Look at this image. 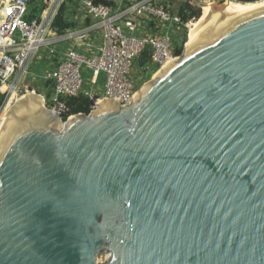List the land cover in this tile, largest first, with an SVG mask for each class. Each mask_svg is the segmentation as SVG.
Listing matches in <instances>:
<instances>
[{
  "label": "water",
  "instance_id": "95a60500",
  "mask_svg": "<svg viewBox=\"0 0 264 264\" xmlns=\"http://www.w3.org/2000/svg\"><path fill=\"white\" fill-rule=\"evenodd\" d=\"M214 28L125 107L14 118L0 264H264V9Z\"/></svg>",
  "mask_w": 264,
  "mask_h": 264
},
{
  "label": "built area",
  "instance_id": "2783aa9c",
  "mask_svg": "<svg viewBox=\"0 0 264 264\" xmlns=\"http://www.w3.org/2000/svg\"><path fill=\"white\" fill-rule=\"evenodd\" d=\"M67 1L92 24L79 33L66 32L59 38L46 37L44 22L47 21L49 26L56 10ZM187 1L192 6L190 1L193 0ZM196 1L203 6L213 5L218 0ZM106 2L112 5L97 0H52V19L46 17L45 21L37 23L36 20L26 19L29 0H0V117L12 94L22 97L30 90L34 92L24 82L29 78L27 69L30 60H40L42 54L47 60L42 79L50 87L47 99L51 105L49 110L60 114L62 120L71 117L66 115L64 100L81 94L89 99L88 114L101 101H113L121 107L129 105L139 90L132 82L135 79L133 65L145 50L149 49L147 65L153 67L152 73L155 74L177 59L167 26L173 25V31L182 35V29L194 19L183 22L176 12L163 4L164 0ZM97 32L101 35L97 51L91 54L78 52L76 45L83 46L81 42H87L84 44L87 51L92 49L89 40ZM59 42H66L68 47L55 49ZM82 68L90 72L92 86L96 85L100 75L104 76L102 96L83 93Z\"/></svg>",
  "mask_w": 264,
  "mask_h": 264
},
{
  "label": "bare ground",
  "instance_id": "6f19581e",
  "mask_svg": "<svg viewBox=\"0 0 264 264\" xmlns=\"http://www.w3.org/2000/svg\"><path fill=\"white\" fill-rule=\"evenodd\" d=\"M263 9L264 0H256L251 3L226 1L220 8H214L210 4L201 6L200 16L187 27V42L184 44L185 52L204 42L209 33L215 29L214 27L218 28L217 31H219L231 25L233 21ZM171 62L157 71L155 76L168 67ZM20 100L24 101L23 105H17ZM42 101V97L36 95L35 92L28 91L22 97L12 94L0 117V154L17 128V120L15 121L14 118L17 117L20 121H23L42 115ZM106 102H99V107ZM69 119H72V116Z\"/></svg>",
  "mask_w": 264,
  "mask_h": 264
},
{
  "label": "rangeland",
  "instance_id": "374dc122",
  "mask_svg": "<svg viewBox=\"0 0 264 264\" xmlns=\"http://www.w3.org/2000/svg\"><path fill=\"white\" fill-rule=\"evenodd\" d=\"M226 1L236 2L235 0H218L215 2V4H213V7L214 8H220L223 5V3H225ZM164 2H166V4L168 5V7L170 9H172L174 12H176L177 8H179L183 3L188 2V1L187 0H164ZM190 2L192 4L193 8L199 9V11L201 13V5L199 3H197L196 0H193ZM49 4H50V1L47 4L44 3L42 5L39 2H35V1H34V3H29L28 16H30L32 14L33 15L32 19L36 20L37 23L41 22L42 20L45 21L46 17H48V18L51 17V10H50ZM215 6H217V7H215ZM73 9H75V8H73ZM80 14L81 13L78 12V15H80ZM51 19H52V17H51ZM194 20H192V22ZM51 22H50V24H51ZM71 23H74V25H77L76 22H71ZM47 24H48L47 21H45L43 24V27L45 29L47 26L46 37L58 36L56 33L53 32V30L50 27V24H49V26ZM167 27H168V30L170 31L171 46L173 48V51L174 50H177V51L181 50V52H182V50L184 49V44L187 42V28H185L184 30L182 29V36H178L173 31L174 30L173 25H169ZM49 29H50V31H49ZM46 61L47 60H46L44 54H42L40 60L36 59V58H32L29 62L28 69H27V73H28L29 78L27 77L25 82H24V84L28 86L29 90L32 89L36 95H40L42 97V100H43L42 105H44L45 110L50 109V107H51V105L49 104V102L47 100L48 99V97H47L48 92L46 91L47 88H45L46 83L42 79V74L45 70V65L47 63ZM152 72H153V67L151 65H147V67H145V69H143V68L141 69V68H139V66L137 64V61H135L134 65H133V69H132L133 78H135V79H132V82L134 84V88L140 89L144 84L150 82L151 79L153 78V75L155 74ZM81 76H82V80H83V88H82L83 93H92L95 96H102L103 95L104 90L100 87L101 85L104 84V76L103 75H100L98 86L90 85L91 74L85 68H82ZM106 263H107V255H106V253H104L99 258V264H106Z\"/></svg>",
  "mask_w": 264,
  "mask_h": 264
},
{
  "label": "trees",
  "instance_id": "16d2710c",
  "mask_svg": "<svg viewBox=\"0 0 264 264\" xmlns=\"http://www.w3.org/2000/svg\"><path fill=\"white\" fill-rule=\"evenodd\" d=\"M39 2L41 5L44 4L46 1L49 0H29V3ZM69 1H67L68 3ZM97 2L112 5L110 2H106L103 0H98ZM166 5V3H163ZM66 4H63L60 6V8L57 11V14L53 18L51 22V29L54 33H56L58 36L64 35L66 32L71 31L76 28V25L74 23H71L72 19H68V17L65 14L66 11ZM176 13L181 17L183 22H187L190 19H197L200 15L199 9L193 8V6L189 5L187 2L183 3L179 8H177ZM33 18V15L31 14L26 19L31 21ZM182 36V35H178ZM175 54L178 56L181 53V50H174ZM149 62V49L145 50L139 59L137 60V64L139 68L145 69L147 67V64ZM46 85L49 86L48 83ZM50 92L47 93V97L49 96ZM65 107L67 109L66 115H75V114H84L87 115L89 112V99L84 95L81 94L78 97L75 98H69L64 100Z\"/></svg>",
  "mask_w": 264,
  "mask_h": 264
},
{
  "label": "crops",
  "instance_id": "0c3cea01",
  "mask_svg": "<svg viewBox=\"0 0 264 264\" xmlns=\"http://www.w3.org/2000/svg\"><path fill=\"white\" fill-rule=\"evenodd\" d=\"M50 1V8H51V6H52V0H49ZM49 1H46L45 3L47 4ZM98 1V0H97ZM104 1V0H103ZM107 1V0H106ZM63 4H66V11H65V14H66V16L68 17V19H72L71 21H73V22H76L77 23V25H76V28L75 29H73V30H71V31H68V32H74V33H79V32H81V31H83L84 30V28H86L87 26H89L90 24H92V21H89L88 19L87 20H85L82 16H81V14L80 15H78V9H73V6L72 7H70V5H69V3H63ZM62 4V5H63ZM61 5V6H62ZM60 8V7H59ZM56 11H58V10H56ZM56 14H57V12H56ZM64 36V35H63ZM55 38H59V37H62V35L61 36H54ZM87 42H81V44H83V46L82 45H79V46H77L76 45V48H77V51L78 52H81V53H83V54H91V53H94V52H96L97 51V49H98V47L100 46V44H101V35H100V33L99 32H97V33H95L93 36H92V38H91V40H89V44L91 45V47H92V49L90 50V51H87L86 50V48H85V46H84V44H86ZM75 45V44H74ZM66 47H68V45L66 44V42H59V43H57L55 46H54V48L55 49H59V50H61V49H63V48H66ZM47 62V61H46ZM99 78H100V76L98 77V79H97V81H96V86H98V82H99ZM102 89H103V85H101L100 86ZM45 88H47L46 89V91L47 92H50V87L48 86V85H46L45 86Z\"/></svg>",
  "mask_w": 264,
  "mask_h": 264
}]
</instances>
